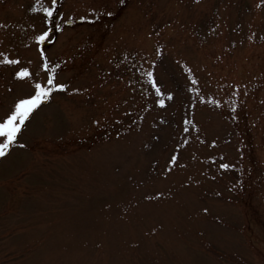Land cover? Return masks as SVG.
<instances>
[{"label":"rangeland","instance_id":"374dc122","mask_svg":"<svg viewBox=\"0 0 264 264\" xmlns=\"http://www.w3.org/2000/svg\"><path fill=\"white\" fill-rule=\"evenodd\" d=\"M41 49L66 89L0 158V264H264L262 0H0V119Z\"/></svg>","mask_w":264,"mask_h":264},{"label":"snow or ice","instance_id":"6c2138e0","mask_svg":"<svg viewBox=\"0 0 264 264\" xmlns=\"http://www.w3.org/2000/svg\"><path fill=\"white\" fill-rule=\"evenodd\" d=\"M119 4H124L125 0H118ZM198 2V0H197ZM264 2V0H262ZM58 3V0H52L53 6H55ZM42 11L45 13L46 17L53 18L54 17V7H43ZM107 15H112V12L105 13ZM81 20L86 19V17L81 16ZM45 23H48V20H45ZM60 22L55 23V27L57 30L60 29ZM50 36V32L48 30L42 31L39 34L35 35L34 39L36 42H44L48 40ZM157 54H159V50H157ZM40 55L42 60L45 62L41 64V68L48 71L47 80L45 82H41L37 80L34 85V91L32 94L17 99L15 102L13 109L10 111L9 114L6 115V117L0 119V158H3L8 153L10 147L16 143L18 134L22 131L23 126L25 125V122L30 118L31 114L36 110L42 102L49 99L50 94L53 91H64L66 89V85L64 83H56L54 78V71L58 68V65H53L52 69L49 70L48 64H47V57L45 56V53L43 50H40ZM2 63H10V64H17L19 61L14 59H9L8 57H4ZM15 75L18 78H31V74L28 70V68H21L19 71L15 73ZM147 78L149 79V82L152 85V88L155 90L158 97H162L163 93H161L160 88L156 84V82L153 79V72L148 71L145 73ZM197 81L193 78L192 79V85L193 87L190 88V91L196 92L197 89L194 87L196 85ZM73 91H76L75 89ZM235 94V93H234ZM173 98L171 93L167 94V99L171 100ZM212 103H218L217 101L213 100ZM156 104L160 107H163L165 104V100L163 98H159L156 100ZM185 123H190V121H185ZM188 129H185V132H187ZM19 147H24L23 144H20ZM177 147H180V145H177ZM177 154H173L171 156V159L168 160V168L166 171H170L171 167L174 166L177 162ZM221 169H227L231 167L230 164L227 163H221L219 165ZM161 193L157 192L156 196H160ZM155 197H146V199H154ZM205 211H207L205 209Z\"/></svg>","mask_w":264,"mask_h":264}]
</instances>
